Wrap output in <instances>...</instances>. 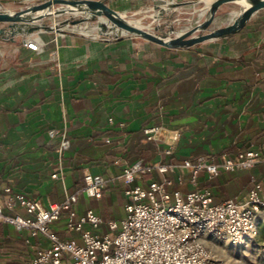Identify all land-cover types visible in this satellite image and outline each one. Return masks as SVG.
<instances>
[{
  "label": "crops",
  "instance_id": "obj_1",
  "mask_svg": "<svg viewBox=\"0 0 264 264\" xmlns=\"http://www.w3.org/2000/svg\"><path fill=\"white\" fill-rule=\"evenodd\" d=\"M40 1L0 0V5L16 10ZM110 1L127 10L126 5L150 0ZM30 37L41 39L40 51L24 42L0 41V192L11 186L49 206L82 188L89 173L115 175L138 159L153 163L234 155L264 142V9L237 34L192 48H168L131 35L104 40L36 33L25 39ZM156 124L162 126L160 142L147 140L143 132ZM53 129L56 135L50 134ZM63 131L70 147L62 157ZM123 131L121 145L105 141ZM177 132L181 136L173 154H163ZM119 158L120 165L115 163ZM60 163L62 173L53 178ZM252 175L264 179V164L213 179L203 172L200 182L211 187L215 201L244 200ZM118 194L125 204L124 192L113 181L100 198L82 193L78 212L93 208L105 219L122 218ZM63 226V220L56 224L59 231ZM49 244L42 234L0 224V264H24L36 247Z\"/></svg>",
  "mask_w": 264,
  "mask_h": 264
},
{
  "label": "built area",
  "instance_id": "obj_2",
  "mask_svg": "<svg viewBox=\"0 0 264 264\" xmlns=\"http://www.w3.org/2000/svg\"><path fill=\"white\" fill-rule=\"evenodd\" d=\"M24 44L34 52L43 48L37 37L25 39ZM162 109L160 106L159 112ZM109 122L113 124L114 119ZM119 125L125 128V123ZM161 128L146 126V139L162 141ZM57 133L56 129L50 131L51 135ZM61 135L63 157L70 140L65 131ZM126 135L123 131L121 137H106L105 141L121 145ZM180 136L177 132L162 153L172 155ZM115 163L123 162L119 158ZM258 163L264 164V142L257 149L239 150L234 155L203 154L195 159L153 163L138 159L115 175L86 174L82 188L49 206L5 186L0 192V224H11L17 232L26 230L31 236L42 234L49 240L48 246L36 247L34 256L24 264H218L211 246L214 241L241 247L259 236V223L264 219V179L251 176L252 187L244 200L227 197L215 201L213 190L201 184L200 176L205 172L213 179L225 171L252 169ZM59 168L53 178L61 175L62 163ZM110 181L125 194L124 217L105 219L93 208L80 214V194L100 198ZM61 220L64 226L59 231L56 224Z\"/></svg>",
  "mask_w": 264,
  "mask_h": 264
},
{
  "label": "water",
  "instance_id": "obj_3",
  "mask_svg": "<svg viewBox=\"0 0 264 264\" xmlns=\"http://www.w3.org/2000/svg\"><path fill=\"white\" fill-rule=\"evenodd\" d=\"M54 1L58 4L51 7L49 4ZM231 3H242L243 6L227 22L212 28L219 9ZM201 4L210 6L209 14L194 25L183 29H165V26L174 22L159 24L164 19L174 18L179 8ZM262 9H264V0H174L171 3L166 0L160 4H153L150 15L135 20L131 15L115 8L110 0H42L16 10L0 8V41L23 43L25 38L33 33L78 34L99 39H116L123 35H131L168 48H192L237 34ZM141 12V10L134 11L133 15ZM197 13L198 10H194L190 14L195 16ZM62 14H69L62 22L64 26L75 25L77 28H83L81 24L84 22L99 21L109 24L115 33L107 37L65 30L57 20ZM146 17L152 18V22L142 23ZM171 36L182 41L166 40V37Z\"/></svg>",
  "mask_w": 264,
  "mask_h": 264
},
{
  "label": "rangeland",
  "instance_id": "obj_4",
  "mask_svg": "<svg viewBox=\"0 0 264 264\" xmlns=\"http://www.w3.org/2000/svg\"><path fill=\"white\" fill-rule=\"evenodd\" d=\"M166 0H150L144 4H140L138 6H130L126 5L125 8H128L127 10H120L122 12H125L129 15H131L132 19L137 20L141 16L144 15H150L152 13L151 7L153 4H160L163 3ZM114 4L113 1H110ZM38 3V2H37ZM35 4V3H33ZM32 4H26L20 6V8L29 6ZM201 5L198 6H190V7H182L177 9V13L175 14L174 18L167 20L164 19L159 22L161 25H166L170 22H174V25L176 28H186L191 25H194L198 20H203L204 16H200L198 12L197 15L192 16V11L194 8H199ZM19 8V9H20ZM15 10V9H13ZM141 10L142 12L140 14L133 15L134 11ZM240 10V5L231 3L222 6L219 11L217 12L216 18L212 24V28H215L217 26L222 25L223 23L227 22L230 19V14L233 11L238 12ZM69 14H62L59 17H57V20L61 25L63 26V29L65 30H72L75 32H79L77 30V27L75 25L67 26L63 25V20L67 18ZM152 18L146 17L143 19L142 23H149L152 22ZM97 24V25H96ZM99 21H96L95 23L92 22H84L81 24L83 28L86 29H93L94 26H97L93 32H89L88 35L91 34H99L101 36H107L106 34L102 33L101 27L98 26ZM157 23L155 22V25ZM95 31V32H94ZM108 32V31H107ZM81 33V32H80ZM50 34H55V33H50ZM104 40H112V39H104ZM116 200V207L117 209L122 211V217H124L125 212H124V201L122 198V195L118 194L115 198ZM259 236L253 240L249 245L247 246H234L232 244H229L227 242L223 241H214L211 246L215 250V253L219 259L218 264H264V219L260 220L259 223Z\"/></svg>",
  "mask_w": 264,
  "mask_h": 264
},
{
  "label": "bare ground",
  "instance_id": "obj_5",
  "mask_svg": "<svg viewBox=\"0 0 264 264\" xmlns=\"http://www.w3.org/2000/svg\"><path fill=\"white\" fill-rule=\"evenodd\" d=\"M43 1H44V0H43ZM167 2H168V3H171V2H174V0H167ZM57 4H58V2L54 1V2H51L49 5H50L51 7H54V6H56ZM235 4L240 5V8L243 6L242 3H235ZM194 10H198V12H200L199 15H200V16H204V19H205V18L208 16V14H209L210 6H209V5H202V4H201V7H199V8H194L193 11H194ZM235 13H236V11H233V12L230 14V18H231ZM204 19H203V20H204ZM96 25H97V24H96ZM98 26L101 27V29H102V30H101L102 33L108 35V37H109L110 35H112V34L115 33L114 29H113L109 24H107V23L99 22ZM62 28H63V27H62ZM96 28H97V26H94L93 29L77 28V30H79V32H81V33H84V34L88 35L89 32H93V30H95ZM165 29H177V28L175 27L174 23H172V24H169V25L165 26ZM75 30H76V29H75ZM75 30H74V31H75ZM107 31H108V32H107ZM94 32H95V31H94ZM33 34H36V33H33ZM166 40L174 41V42H181V41H182L181 39H179V38H177V37H174V36L166 37Z\"/></svg>",
  "mask_w": 264,
  "mask_h": 264
}]
</instances>
